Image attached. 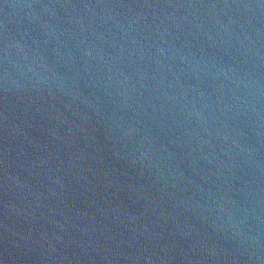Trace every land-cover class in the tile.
<instances>
[{"label":"water","instance_id":"1","mask_svg":"<svg viewBox=\"0 0 264 264\" xmlns=\"http://www.w3.org/2000/svg\"><path fill=\"white\" fill-rule=\"evenodd\" d=\"M0 264H264V0H0Z\"/></svg>","mask_w":264,"mask_h":264}]
</instances>
